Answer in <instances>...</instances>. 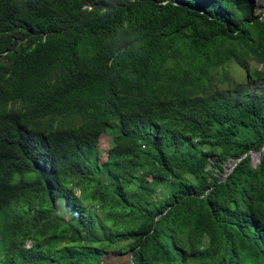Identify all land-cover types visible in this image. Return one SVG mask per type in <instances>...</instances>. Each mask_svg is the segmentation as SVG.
<instances>
[{
    "label": "trees",
    "instance_id": "obj_1",
    "mask_svg": "<svg viewBox=\"0 0 264 264\" xmlns=\"http://www.w3.org/2000/svg\"><path fill=\"white\" fill-rule=\"evenodd\" d=\"M233 67L264 81L255 0H0V264H264Z\"/></svg>",
    "mask_w": 264,
    "mask_h": 264
},
{
    "label": "rangeland",
    "instance_id": "obj_2",
    "mask_svg": "<svg viewBox=\"0 0 264 264\" xmlns=\"http://www.w3.org/2000/svg\"><path fill=\"white\" fill-rule=\"evenodd\" d=\"M255 1H256V13L258 15L260 14L264 15V0H255ZM262 69L263 66H260L259 70ZM233 70L236 73L237 81L239 83H243L246 80V77L248 78L247 80H249V86L252 92L264 91V81L258 80L256 78L249 79L248 77L249 74H247L244 70H241L237 67H233ZM110 146H111L110 137L108 135H102L99 145V151L102 161L106 159ZM227 169L228 167L226 168V170ZM118 262H122L121 264H124L127 262V258H122V260L117 261L114 257H112L109 260H107V264H118Z\"/></svg>",
    "mask_w": 264,
    "mask_h": 264
},
{
    "label": "water",
    "instance_id": "obj_3",
    "mask_svg": "<svg viewBox=\"0 0 264 264\" xmlns=\"http://www.w3.org/2000/svg\"><path fill=\"white\" fill-rule=\"evenodd\" d=\"M251 153H252V157H253V162H254V163L256 162L255 165H257L258 163L261 162V160H262V158H263L264 148H263V150H262L261 152H259V153H255V152H253V151H251ZM246 156H247V154L244 155L243 158H245ZM243 158L238 159L236 162H234V163H232V164L230 165V167L226 170L227 175H228L229 173H231V172L234 170V168L237 166V164H238Z\"/></svg>",
    "mask_w": 264,
    "mask_h": 264
},
{
    "label": "built area",
    "instance_id": "obj_4",
    "mask_svg": "<svg viewBox=\"0 0 264 264\" xmlns=\"http://www.w3.org/2000/svg\"><path fill=\"white\" fill-rule=\"evenodd\" d=\"M31 245H32V244H31L30 242H28L27 247L29 248V247H31Z\"/></svg>",
    "mask_w": 264,
    "mask_h": 264
}]
</instances>
